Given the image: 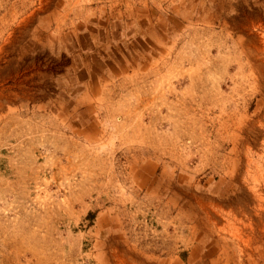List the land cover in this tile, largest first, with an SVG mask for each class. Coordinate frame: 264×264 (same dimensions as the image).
<instances>
[{"label":"rangeland","instance_id":"obj_1","mask_svg":"<svg viewBox=\"0 0 264 264\" xmlns=\"http://www.w3.org/2000/svg\"><path fill=\"white\" fill-rule=\"evenodd\" d=\"M0 0V264H264V0Z\"/></svg>","mask_w":264,"mask_h":264},{"label":"crops","instance_id":"obj_2","mask_svg":"<svg viewBox=\"0 0 264 264\" xmlns=\"http://www.w3.org/2000/svg\"><path fill=\"white\" fill-rule=\"evenodd\" d=\"M134 2H136V3H139V4H147V1H134Z\"/></svg>","mask_w":264,"mask_h":264}]
</instances>
